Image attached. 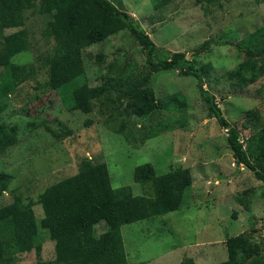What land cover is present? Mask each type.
I'll list each match as a JSON object with an SVG mask.
<instances>
[{
	"label": "rangeland",
	"instance_id": "obj_1",
	"mask_svg": "<svg viewBox=\"0 0 264 264\" xmlns=\"http://www.w3.org/2000/svg\"><path fill=\"white\" fill-rule=\"evenodd\" d=\"M124 3L158 46L155 60L161 52L185 51L188 57L194 56L197 67L213 64L204 72V88L215 95L243 140L251 131L243 128L245 113H257L258 121L264 122V75L248 86L238 84V89L226 77L244 59L234 42L264 25V0H221L208 13L196 0H173L157 15L149 0ZM26 18L30 49L18 54L15 61L34 65L37 73L10 94L0 115L1 121L16 126L18 132L16 145L0 155V171L14 176L8 190L0 194V206L12 202L18 193L37 197L46 187L77 173L85 159L106 161L113 186H130L136 194L142 192L134 179L137 166L152 163L158 174L183 166L190 168L193 186L180 210L122 226L129 263L181 264L185 257H193L197 264H216L228 258L226 238L242 232L251 234L264 248V182L235 161L228 132L213 116L195 76L176 70L154 73L150 84L162 100L160 110L144 117L116 115L106 124L98 107L90 113L68 108L62 93L51 87L48 59L54 41L42 32L49 16L33 8L27 10ZM202 45L207 47L195 54ZM83 55L91 85L102 83L112 62L142 75L147 57L126 29L85 48ZM121 123L125 125L122 133L111 128H119ZM47 125L61 138L48 131ZM34 209L41 220L42 205L36 204ZM105 229L104 225L98 227L100 232ZM40 238L43 258H55V242L49 232L40 229ZM11 264H37L36 251L16 254Z\"/></svg>",
	"mask_w": 264,
	"mask_h": 264
},
{
	"label": "trees",
	"instance_id": "obj_2",
	"mask_svg": "<svg viewBox=\"0 0 264 264\" xmlns=\"http://www.w3.org/2000/svg\"><path fill=\"white\" fill-rule=\"evenodd\" d=\"M172 1L149 0V3L157 15ZM219 1L196 0V3L208 13L210 6ZM33 8L40 15L49 16L42 32L54 41L48 59L51 87L62 93L68 108L90 113L98 107L106 124L116 115L152 116L162 106L150 84L154 73L176 70L184 76H195L213 116L228 132L227 142L235 161L264 182V122H259V114L245 113L243 128L251 131L243 140L238 126L224 116L215 95L204 88V72H209L213 64L197 67L194 56L188 57L185 51L161 52L155 60L158 46L126 10L124 0H0V115L10 94L37 73L34 65L15 61L18 54L30 49L25 24L26 12ZM8 28L19 29L6 33ZM125 29L145 51L144 73H129L124 66L112 62L102 83L91 85L84 49ZM234 44L244 59L228 70L226 77L238 89V84L248 86L264 75V25ZM207 45L197 47L195 54ZM102 58V54L97 56L99 62ZM124 127L123 123L119 128L111 126L117 133H122ZM46 128L61 138L49 125ZM67 134L65 131L64 136ZM17 142V127L0 119V155ZM13 178V174L0 171V194L8 190ZM134 179L142 188L139 194L130 186L114 187L106 161L85 159L77 173L51 184L35 198L15 194L12 202L0 206V264H11L16 254L33 249L37 264H130L122 226L180 210L186 192L193 186L192 172L183 166L158 174L154 165L147 162L136 167ZM36 204H41L44 210L41 220L35 213ZM99 225L106 229L100 232ZM40 229L47 230L55 242L53 259L43 258ZM252 238L245 232L228 236L225 241L228 258L216 264H264V248ZM181 264L197 263L193 257H185Z\"/></svg>",
	"mask_w": 264,
	"mask_h": 264
},
{
	"label": "crops",
	"instance_id": "obj_3",
	"mask_svg": "<svg viewBox=\"0 0 264 264\" xmlns=\"http://www.w3.org/2000/svg\"><path fill=\"white\" fill-rule=\"evenodd\" d=\"M172 251L174 252L175 249H173ZM146 262H147V264H148L149 262H152V260H151V261H146ZM144 263H145V262H144ZM141 264H143V262H142Z\"/></svg>",
	"mask_w": 264,
	"mask_h": 264
}]
</instances>
